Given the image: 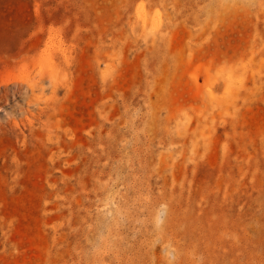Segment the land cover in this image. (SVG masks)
I'll return each mask as SVG.
<instances>
[{
	"label": "rangeland",
	"instance_id": "374dc122",
	"mask_svg": "<svg viewBox=\"0 0 264 264\" xmlns=\"http://www.w3.org/2000/svg\"><path fill=\"white\" fill-rule=\"evenodd\" d=\"M0 264H264V0H0Z\"/></svg>",
	"mask_w": 264,
	"mask_h": 264
}]
</instances>
